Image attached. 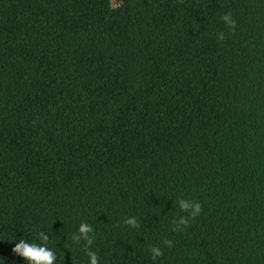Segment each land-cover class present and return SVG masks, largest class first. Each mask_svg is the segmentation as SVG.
Returning a JSON list of instances; mask_svg holds the SVG:
<instances>
[{"label":"trees","instance_id":"obj_1","mask_svg":"<svg viewBox=\"0 0 264 264\" xmlns=\"http://www.w3.org/2000/svg\"><path fill=\"white\" fill-rule=\"evenodd\" d=\"M41 231L55 264H264V0H0V264Z\"/></svg>","mask_w":264,"mask_h":264},{"label":"clouds","instance_id":"obj_2","mask_svg":"<svg viewBox=\"0 0 264 264\" xmlns=\"http://www.w3.org/2000/svg\"><path fill=\"white\" fill-rule=\"evenodd\" d=\"M226 24L231 27H235V21L230 16L223 17ZM218 39L223 40V34H219ZM179 208L182 212L188 213V216L195 218L201 212V205L198 202L192 200L181 199L178 201ZM130 223H134L131 221ZM179 224H187V221L181 218L178 221ZM91 230L90 226L82 223L78 231L81 235L87 234ZM49 236L41 231L39 233V243H31L24 239H20L19 242L15 243V247L12 249L14 253L23 258L24 264H55L57 256L51 247L48 246ZM151 254L153 258L159 257L161 251L153 247L151 248ZM89 264H97V257L95 254H89Z\"/></svg>","mask_w":264,"mask_h":264}]
</instances>
